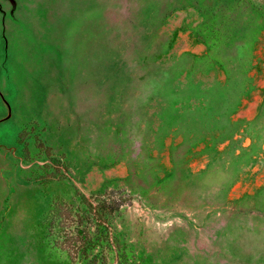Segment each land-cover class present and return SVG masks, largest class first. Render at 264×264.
I'll return each mask as SVG.
<instances>
[{"label":"rangeland","instance_id":"374dc122","mask_svg":"<svg viewBox=\"0 0 264 264\" xmlns=\"http://www.w3.org/2000/svg\"><path fill=\"white\" fill-rule=\"evenodd\" d=\"M0 264H264V0H0Z\"/></svg>","mask_w":264,"mask_h":264},{"label":"trees","instance_id":"16d2710c","mask_svg":"<svg viewBox=\"0 0 264 264\" xmlns=\"http://www.w3.org/2000/svg\"><path fill=\"white\" fill-rule=\"evenodd\" d=\"M102 206H103L102 212L101 211L96 212V214H99L100 216H103V214L106 212V210H108L110 212L113 210V208L107 207L108 205H106L105 203H103ZM78 234L80 235V238L85 245V252L88 251L89 243L91 242V233L87 230H84V231H80Z\"/></svg>","mask_w":264,"mask_h":264}]
</instances>
